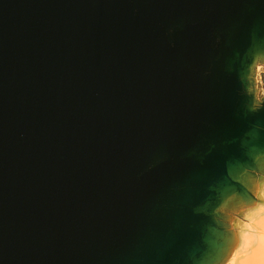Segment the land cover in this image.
<instances>
[{
    "label": "water",
    "instance_id": "water-1",
    "mask_svg": "<svg viewBox=\"0 0 264 264\" xmlns=\"http://www.w3.org/2000/svg\"><path fill=\"white\" fill-rule=\"evenodd\" d=\"M253 24L264 0H0V264H172Z\"/></svg>",
    "mask_w": 264,
    "mask_h": 264
},
{
    "label": "clouds",
    "instance_id": "clouds-1",
    "mask_svg": "<svg viewBox=\"0 0 264 264\" xmlns=\"http://www.w3.org/2000/svg\"><path fill=\"white\" fill-rule=\"evenodd\" d=\"M253 30L236 70L235 126L207 160L194 153L201 164L194 186L203 196L172 264H264V30L250 25L246 39ZM222 42L217 36L215 45Z\"/></svg>",
    "mask_w": 264,
    "mask_h": 264
}]
</instances>
